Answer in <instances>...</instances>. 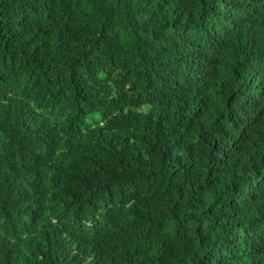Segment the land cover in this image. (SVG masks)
I'll return each instance as SVG.
<instances>
[{
    "label": "trees",
    "instance_id": "trees-1",
    "mask_svg": "<svg viewBox=\"0 0 264 264\" xmlns=\"http://www.w3.org/2000/svg\"><path fill=\"white\" fill-rule=\"evenodd\" d=\"M0 264H264V0H0Z\"/></svg>",
    "mask_w": 264,
    "mask_h": 264
}]
</instances>
